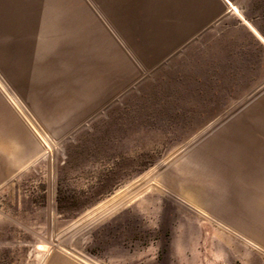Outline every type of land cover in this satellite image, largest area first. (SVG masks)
Listing matches in <instances>:
<instances>
[{
	"label": "rangeland",
	"instance_id": "obj_1",
	"mask_svg": "<svg viewBox=\"0 0 264 264\" xmlns=\"http://www.w3.org/2000/svg\"><path fill=\"white\" fill-rule=\"evenodd\" d=\"M84 1V35L0 54V264H264L190 196L228 129L264 119V0L178 45L163 0Z\"/></svg>",
	"mask_w": 264,
	"mask_h": 264
},
{
	"label": "bare ground",
	"instance_id": "obj_2",
	"mask_svg": "<svg viewBox=\"0 0 264 264\" xmlns=\"http://www.w3.org/2000/svg\"><path fill=\"white\" fill-rule=\"evenodd\" d=\"M260 117L256 128L244 125L239 131L233 127L228 129L224 140L215 144L206 156L207 172L201 173L198 184L190 189V196L201 219L246 226L252 230L250 234L264 244V119ZM6 172L4 167L0 168V180ZM173 184L178 189V180ZM113 204L114 201L110 202L107 208ZM53 264L64 263L58 261Z\"/></svg>",
	"mask_w": 264,
	"mask_h": 264
},
{
	"label": "crops",
	"instance_id": "obj_3",
	"mask_svg": "<svg viewBox=\"0 0 264 264\" xmlns=\"http://www.w3.org/2000/svg\"><path fill=\"white\" fill-rule=\"evenodd\" d=\"M252 1L163 0V2H157L158 13L161 14L162 12L164 14L163 17L158 16V19L171 20L173 22L172 25L164 28L163 33H161L160 28L157 35L158 37H166L168 45H178L179 40L198 35L210 29L218 22L224 21L232 16H240L244 22L249 24L248 21H253L254 17L247 16L246 6L248 2L252 3ZM96 2L100 4L101 0H96ZM116 12L117 9L114 6L112 10L114 19ZM88 16L91 17L90 9L89 11L86 9L84 0H0V54H4V58L9 56V54H16V50L13 51V49L4 45L5 41H9L11 37L16 38V36H19L25 38V40H27L26 38H32L34 40L38 36L44 37L47 38L44 42L45 45L54 46V44H60L59 38L63 36L62 30L64 28L70 27L69 29L72 32L75 31L72 35H84L85 30L82 28L84 27L85 17ZM68 23H71L72 26ZM253 31L257 33L254 29ZM67 35L65 34L64 36ZM63 44H68V42L65 40ZM0 100L1 102L3 101L1 95Z\"/></svg>",
	"mask_w": 264,
	"mask_h": 264
}]
</instances>
